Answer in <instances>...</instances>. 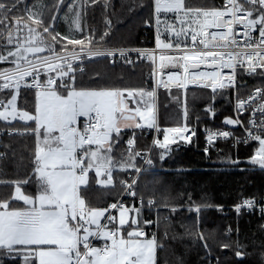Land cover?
<instances>
[{
    "label": "snow or ice",
    "instance_id": "snow-or-ice-1",
    "mask_svg": "<svg viewBox=\"0 0 264 264\" xmlns=\"http://www.w3.org/2000/svg\"><path fill=\"white\" fill-rule=\"evenodd\" d=\"M97 2L51 0L29 5L26 0H0V40L4 41L0 63L14 65L0 69V120L10 125L9 134H31L35 140L32 174L0 180V184L14 185L13 194L0 200V264H158V250L164 246L149 229L158 227L159 219L154 221L144 211L156 208L157 201L138 195L136 187L141 173L154 168L151 150L136 145L137 130L141 136L145 130L161 132L156 91L78 86L77 73H83L85 62L94 58L133 63L130 53L135 52L156 65L157 76L166 68L177 69L168 73L166 81L158 80V86H175L185 92L189 84L210 89L211 103L204 111L211 117L216 116L218 96L235 95L234 115L225 117L223 124L242 129L243 135L205 129L204 152L220 138H231L233 148L255 142L247 162L264 171V87L241 97L237 82L238 74L264 77V0H226L219 8H193L185 0H153L158 63L155 50L99 47L102 41L111 43V20L105 19L106 27L99 35L86 22L82 25L87 6ZM101 7L113 5L106 0ZM60 20L68 24V32L57 28ZM146 23L153 26L151 21ZM41 53L47 54L36 56ZM29 55L36 58L28 59ZM22 88L34 92L32 111L17 107ZM129 100L135 108L129 106ZM188 119L184 102V123L163 129V139L153 141L161 150L160 161L178 150L173 145L193 142L198 129ZM16 120L26 122L23 129L11 123ZM125 129L131 131L125 133ZM90 172H94L92 183L104 187H115L114 172L125 174L119 180L121 194L106 207L87 202ZM33 183L35 193L25 187ZM124 196L135 199L127 205ZM161 203L173 213L178 210L167 198ZM212 206L191 202L188 210L199 214ZM234 208L237 214L258 210L264 217V203L251 197ZM192 235L208 249L202 232ZM95 240L104 243L98 247ZM221 247L232 249V243ZM245 247L237 239L235 255H248ZM261 258L264 260V252Z\"/></svg>",
    "mask_w": 264,
    "mask_h": 264
},
{
    "label": "trees",
    "instance_id": "trees-1",
    "mask_svg": "<svg viewBox=\"0 0 264 264\" xmlns=\"http://www.w3.org/2000/svg\"><path fill=\"white\" fill-rule=\"evenodd\" d=\"M72 1L65 0V4ZM26 2L32 5L37 2L50 3L51 0H26ZM105 2L106 0H98L94 5L89 4L83 20L88 28L96 29L97 35L106 27L105 19L111 20V43L106 44L102 41L98 46L132 49L146 47L147 42L152 38L151 29L146 23L147 21L152 23V0H107L113 5L110 9L101 7ZM188 5L193 8L216 7L211 0H190ZM60 24L61 21L56 25L58 29ZM3 44L4 41L0 40V46ZM10 47L14 46L10 45ZM46 54L41 53L36 56ZM35 58L32 55L28 56V59ZM4 67H14V65L0 63V69ZM149 75V68L144 65L111 64L107 59L96 58L93 62H85L83 73H77L76 84L86 88L148 90L149 85L151 87ZM239 77L241 97L246 96L254 87H264V77L258 75L251 78L240 75ZM173 92L180 95L179 91ZM187 93L188 122L197 126V136L193 137L191 144L181 142L173 145L172 147L178 150L172 152L164 161H160L158 157V152L161 150L154 147L151 153L154 168L148 173H141L136 185L138 195H142L145 199L155 197L157 201L159 211L157 214H150V218L154 221L159 219V226H153L149 231L155 228L158 239L164 246L163 249L158 250V264H217V259L219 264H264L261 258V253L264 252V227H262L264 217L250 214L238 216L232 209L243 198L264 199V171L247 162L253 154V145L250 147L239 145L233 148L231 144L223 143L215 151L204 152L203 130L224 127L225 117L233 114V95L230 98L218 96L214 102L216 116L211 117L204 111L211 103V90L194 89ZM2 95L3 93H0V96ZM33 101L34 93L21 89L18 108L32 111ZM176 106L181 108L180 98L175 103L164 99L161 106L158 105V124L161 128L165 129L170 125L166 114L171 107ZM161 111L165 113V117H162ZM12 124L18 129H23L25 126L20 122ZM0 127L9 128L10 125L0 122ZM158 138L163 139L162 132ZM122 139L127 137L122 135ZM136 147L142 150L151 149V138L137 134ZM34 150L35 140L31 134L5 138L2 141L5 162L0 180L13 181L31 175ZM230 160H238V163L232 164ZM121 178H126L123 172L117 175V182L112 190L99 192L89 190L87 202L94 207H106L114 202L121 194L119 185ZM154 179L159 182L153 183ZM156 184L159 189L164 190H155ZM25 187L32 193L36 191L35 183ZM13 192L14 185L0 184V200L8 198ZM161 195H165L167 203L176 205L178 210L173 213L170 207H164L161 203L163 200ZM191 202L208 203L213 206L202 208L197 214L188 210ZM229 228L232 229L231 234L228 233ZM198 232H202L206 237L208 247L213 250V257L206 254L203 242L193 237L192 233ZM237 239L241 245H246L243 251L248 255L244 260H239L240 257L235 255ZM223 243H232V249L222 248ZM213 246L217 249H213Z\"/></svg>",
    "mask_w": 264,
    "mask_h": 264
},
{
    "label": "built area",
    "instance_id": "built-area-1",
    "mask_svg": "<svg viewBox=\"0 0 264 264\" xmlns=\"http://www.w3.org/2000/svg\"><path fill=\"white\" fill-rule=\"evenodd\" d=\"M189 1L190 0H185L186 4H189ZM213 2V5H215L217 8H219L221 5H223L224 3H226V0H211ZM201 8H211V7H201ZM152 25L151 27L148 26L149 29H151V33H152V38L151 40H149L146 44V47L144 48H141V49H149V50H155L156 53H157V63H158V56H159V53H160V49H157L156 48V43H155V35H156V29H155V21H154V18H152ZM210 31H216V29H211ZM198 47L202 48L203 45H198ZM131 55V58L133 60V63H125L123 61H116L115 63H113V58H108L107 60L111 63V64H123V65H144L146 67L149 68V82L151 84V87L152 89H154L156 91V100L158 101V94L159 92L161 91H179L181 93H186L188 92L189 90H194V89H203V88H200L194 84H189L188 85V88H187V91L185 92L183 89H178L177 87L175 86H172L170 89H166L162 84H160L158 86L157 84V81L160 80V81H166L167 80V75L170 71H178L177 69H165L163 74L162 75H155V71H156V65H154L152 63V61H150L149 59L143 57V56H140V57H137L136 53L135 52H132L130 53ZM96 59V58H94ZM78 63V62H77ZM179 71H182V70H179ZM227 71V70H226ZM259 71V70H258ZM52 74H55V73H52ZM254 75L252 76H248V75H244L245 78H251L253 77ZM29 80L31 79L30 77L28 78ZM41 79H43V76L41 77ZM239 80H240V77H239V74L237 76V82H238V87H239ZM256 88H259V87H254L252 90H250L248 92V94L244 97H247L249 95H251ZM23 89V88H22ZM27 90V89H26ZM206 90H210V89H206ZM30 92H33L32 90H28ZM34 93V92H33ZM239 94V93H238ZM234 102H235V95H233V114L234 115ZM257 119H259V116L260 114L257 113ZM245 116H248V113H245ZM158 124V123H157ZM160 127V126H159ZM160 129H163L160 127ZM206 129H213V130H217V129H222V130H231L235 133V135L237 136H240V135H243V131L242 129H239V128H233V127H227L224 125L223 128H206ZM162 132V130H161ZM161 132H157L156 130H145L143 132V135L146 136V137H150L151 138V153H152V150L154 148L153 146V141L159 137L160 133ZM137 134L140 135V131H137ZM17 135H20L18 133H12V134H9V131H8V128L6 127H0V175L2 173V168H3V163L5 162V155L4 153L2 152V141L7 138V137H13V136H17ZM141 136V135H140ZM203 136H204V148L206 146V139H205V129L203 130ZM223 143H229L232 145L231 143V138H229L228 140H224L222 138L220 139H217L216 141V146L215 147H212L209 149L208 152H211V151H215L217 150V148L219 147L220 144H223ZM255 142H250L249 144L247 145H244V144H240L241 146L243 147H250L251 145H253ZM248 198V197H247ZM251 198H254L256 199L258 202H261V203H264V199H258L256 197H251ZM124 201L127 202V205H131L134 201L135 198H132V197H127V196H124L123 197ZM244 199V198H243ZM242 200V199H241ZM240 200V201H241ZM239 201V202H240ZM137 206H138V201H137ZM234 211H235V208L233 206L232 208ZM145 214H157L159 209L156 207V208H153L151 210L149 209H145ZM236 213V212H235ZM237 214V213H236ZM243 214H250V215H258V216H261L259 211H255V212H252V213H249L247 212L246 210H242L241 214H237L238 216L240 215H243ZM104 222V221H103ZM102 222V223H103ZM151 232H156L157 234V230L155 228H152L150 231ZM94 243L96 244V246H102L103 243H99L98 240H95ZM211 263V261H209Z\"/></svg>",
    "mask_w": 264,
    "mask_h": 264
},
{
    "label": "rangeland",
    "instance_id": "rangeland-1",
    "mask_svg": "<svg viewBox=\"0 0 264 264\" xmlns=\"http://www.w3.org/2000/svg\"><path fill=\"white\" fill-rule=\"evenodd\" d=\"M73 2V1H72ZM152 3H153V0H152ZM69 15H71L69 13ZM152 18H153V13H152ZM61 21V24L59 25V30L62 32V33H65V32H68L69 31V26L67 23L63 22L62 20ZM82 25H83V21H82ZM77 35H79V33H77ZM148 90H152L150 85H149V89ZM187 92L184 94V93H181L180 92V95L178 93H175L173 91H161L158 95V98L159 100L157 101L156 100V112H157V123H158V119H159V113H158V105L161 106V103L164 99H169V101L175 103L178 101L177 97L180 98V101H181V108H178L177 106L176 107H171L168 111V113L166 114V119L168 121V123L170 125H167L168 127H175V126H180L182 123H184V120H183V104L184 102L187 103ZM126 95V98H127V93L125 94ZM145 99V102H148L150 103L149 99L147 97L144 98ZM129 105L132 107V108H135L136 107V104L134 103V101L132 100H129ZM17 107H18V99H17ZM19 109V108H18ZM182 109V110H181ZM163 110V109H162ZM161 115L162 117H165V113L163 111H161ZM160 120H161V117H160ZM1 121H4V120H1ZM16 121H20V120H16ZM24 122V121H22ZM26 123V122H25ZM28 123V122H27ZM167 128V127H166ZM163 130V129H161ZM157 185V184H156ZM155 190H161L159 189L158 185L156 187H154ZM164 190V189H162ZM161 190V191H162ZM168 193V192H167ZM165 194V193H164ZM169 194V193H168ZM161 197L164 199L166 196L165 195H161ZM219 235V233L217 234ZM219 238V237H217ZM218 239H215V241H217ZM216 244V243H215ZM204 248V247H203ZM213 249H217L215 246H213ZM205 252L207 255H209L210 257H213V250L208 247V249L204 248ZM210 252V254H209ZM217 259V258H216ZM218 260V259H217Z\"/></svg>",
    "mask_w": 264,
    "mask_h": 264
},
{
    "label": "crops",
    "instance_id": "crops-1",
    "mask_svg": "<svg viewBox=\"0 0 264 264\" xmlns=\"http://www.w3.org/2000/svg\"><path fill=\"white\" fill-rule=\"evenodd\" d=\"M126 94V93H125ZM125 97H126V95H125ZM130 106V105H129ZM131 107V106H130ZM132 108V107H131ZM84 118H81V120H83ZM0 122H2V123H8L7 121H1L0 120ZM13 122H20V123H24L25 124V122H22V121H12L11 123H13ZM31 122H28V124H30ZM159 125V124H158ZM123 131H131V130H128V129H125V130H123ZM137 131H139V130H137ZM94 175V172H90L89 173V178H90V190L91 189H93V190H97L98 192L100 191V190H112V188H114V186H112V185H110V186H108V187H104V186H102V185H100L99 183H96V184H93L92 183V180H91V178H92V176ZM113 177H114V185L116 184V182H117V175H116V172H114L113 173ZM102 179V178H101ZM83 187V186H82ZM20 203H22V202H20ZM103 221H101V223H102ZM99 241V243H104V241L103 240H98Z\"/></svg>",
    "mask_w": 264,
    "mask_h": 264
},
{
    "label": "water",
    "instance_id": "water-1",
    "mask_svg": "<svg viewBox=\"0 0 264 264\" xmlns=\"http://www.w3.org/2000/svg\"><path fill=\"white\" fill-rule=\"evenodd\" d=\"M227 127H232V126H227ZM244 258H245V257H243V258H238V259H239V260H244Z\"/></svg>",
    "mask_w": 264,
    "mask_h": 264
}]
</instances>
